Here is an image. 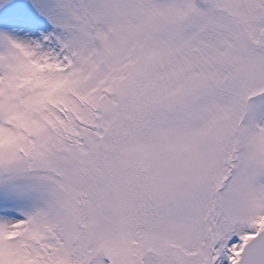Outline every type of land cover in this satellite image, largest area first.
<instances>
[{
    "label": "snow or ice",
    "instance_id": "snow-or-ice-1",
    "mask_svg": "<svg viewBox=\"0 0 264 264\" xmlns=\"http://www.w3.org/2000/svg\"><path fill=\"white\" fill-rule=\"evenodd\" d=\"M0 264H264V0H0Z\"/></svg>",
    "mask_w": 264,
    "mask_h": 264
}]
</instances>
